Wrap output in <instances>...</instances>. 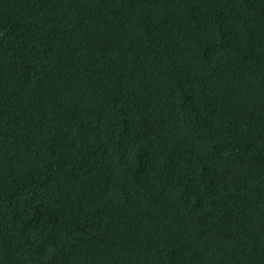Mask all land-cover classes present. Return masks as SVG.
Segmentation results:
<instances>
[{
  "label": "trees",
  "instance_id": "trees-1",
  "mask_svg": "<svg viewBox=\"0 0 264 264\" xmlns=\"http://www.w3.org/2000/svg\"><path fill=\"white\" fill-rule=\"evenodd\" d=\"M0 264H264V0H0Z\"/></svg>",
  "mask_w": 264,
  "mask_h": 264
}]
</instances>
